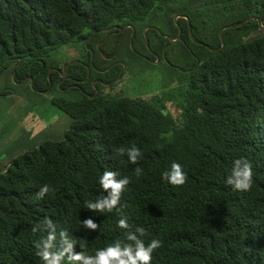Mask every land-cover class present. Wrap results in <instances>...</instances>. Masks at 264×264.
Returning a JSON list of instances; mask_svg holds the SVG:
<instances>
[{
	"label": "trees",
	"instance_id": "1",
	"mask_svg": "<svg viewBox=\"0 0 264 264\" xmlns=\"http://www.w3.org/2000/svg\"><path fill=\"white\" fill-rule=\"evenodd\" d=\"M177 14L183 16L175 20ZM248 17L254 20L223 30L220 47V30ZM115 25L130 26L121 41L119 32L110 34L101 52L124 61L122 77L98 84L97 94L93 69L79 83L89 94L64 89L70 80L58 85L73 57L55 61L51 53L76 46L75 57L89 63L87 38L96 33L87 42L93 46ZM101 52L95 50L93 62L104 67L111 61ZM14 66L16 81L46 90L71 122L62 138H44L0 160V264H42L34 241L46 233L33 234L32 227L46 216L57 225L58 246L63 228L92 254L123 239L121 213L86 207L107 195L99 184L106 169L129 177L121 206L132 230L146 228V244L163 241L152 264H264V0H0V75H6L0 97L11 93ZM53 66L59 71L49 72ZM160 66L164 82L142 86L145 73ZM66 73L84 79L87 68L75 62ZM130 80L138 95L117 92ZM154 90L162 92L160 105L145 97ZM134 144L142 153L136 164L117 153ZM241 157L252 162L249 191L226 184ZM173 162L187 173L183 185L162 179ZM45 183L55 191L38 198ZM88 217L97 231L82 226Z\"/></svg>",
	"mask_w": 264,
	"mask_h": 264
},
{
	"label": "clouds",
	"instance_id": "2",
	"mask_svg": "<svg viewBox=\"0 0 264 264\" xmlns=\"http://www.w3.org/2000/svg\"><path fill=\"white\" fill-rule=\"evenodd\" d=\"M117 153L120 155L127 154L133 164L138 163L142 156L141 150L135 144L127 149L119 148ZM142 171L139 167L135 169L137 176ZM187 178L183 166L177 162H173L170 170L162 174V179L174 186L183 185ZM252 182V162L243 157L235 159L226 184L232 186L233 190L236 191H249ZM129 183V177L121 178L118 171L106 169L99 177V184L107 195H102L95 201L86 202V207L90 211L121 213L117 227L127 230L123 239H116L105 247L97 248L92 254L84 250V243L70 237L68 229L63 228L59 231L58 246L57 225L50 217L46 216L43 221L34 224L32 227L33 234L46 233L34 241L35 254L40 258L42 264H65L66 260L68 264H152L153 253L163 246V241L153 238L146 244L142 237L148 234L147 229L143 226H137L134 231L132 230L121 206V196ZM54 191V188L45 183L40 187L37 197L42 199L46 194ZM81 224L90 232H95L100 227L92 217L83 219ZM77 244H79L81 251L75 250Z\"/></svg>",
	"mask_w": 264,
	"mask_h": 264
},
{
	"label": "rangeland",
	"instance_id": "3",
	"mask_svg": "<svg viewBox=\"0 0 264 264\" xmlns=\"http://www.w3.org/2000/svg\"><path fill=\"white\" fill-rule=\"evenodd\" d=\"M71 49L72 47H61L51 53V58L55 61L70 58L75 53V50ZM163 69V66L153 67V70L145 73L148 80L146 83L142 82V86L152 89L164 82L161 75ZM4 78H6L5 74L0 75V87ZM9 81L11 93L6 97H0V160L2 162L8 160L10 155L23 148H30L44 138H62L71 122L63 111L51 103L50 93L37 92L31 85L18 82L12 76ZM116 90L131 95H138L139 92L131 80L118 84ZM145 97L160 105L158 99L162 100V92L154 90ZM169 103L166 102L167 109H171Z\"/></svg>",
	"mask_w": 264,
	"mask_h": 264
},
{
	"label": "flooded vegetation",
	"instance_id": "4",
	"mask_svg": "<svg viewBox=\"0 0 264 264\" xmlns=\"http://www.w3.org/2000/svg\"><path fill=\"white\" fill-rule=\"evenodd\" d=\"M109 30V29H108ZM112 31H114V34L116 33H120V41L121 39L124 37L126 31L124 32L123 36H121L122 34V31H118L117 28L114 27L113 30H110V31H105L104 32H108V34L102 36L101 38H98L95 42V44H93V46H89L87 45V42L90 41V39L96 34H92L91 36H89L85 42V45H86V48L87 50L90 52V61L89 63H87L86 61H84V59H81V58H77L75 57V55H79L78 54V48L76 46L72 47L71 50H75L74 54L71 56L73 58H71L67 63H69L70 61H73L72 63H75V62H79V63H82L86 68H87V75L84 79H79L77 77H74L72 75H69L66 73V69H65V72H63V69H61V71H59V68L56 67V66H53L50 68L49 72L53 71L54 69H57L59 72H60V76H61V79L59 80L58 82V85L60 82L64 81V80H70L64 89H70V88H77V90L81 91L82 93H85V94H89L90 93V88L88 89H84L83 87H81L79 85V83L81 81H85L87 80L88 78H90V74H91V69H93L94 73H93V77L91 78V85L93 86L94 88V94H97L98 92H100V87L98 88V84L100 86H110L111 83H114L115 81H118L121 77H122V74L124 72V67L122 66L121 69H119L117 75L109 80H104V79H108L110 76H112L114 74V72L117 70H115L116 67H118V65L122 64L123 65V60L121 59H115V53H113L112 55H105L101 52V46L104 44L105 40H107V37L110 35V34H113L111 33ZM120 41L118 43V46H117V49L119 48V45H120ZM132 41V36L130 38V42ZM95 50L98 51V52H101L102 55L104 56L105 59L111 61L108 65H105L104 67H99L97 66L94 62H93V59H94V56H95ZM144 58H146L147 56L144 55V54H141ZM66 63V64H67ZM70 63V64H72ZM64 64V65H66ZM70 64H67L70 65ZM63 65V66H64ZM66 66V68H67ZM126 67V66H125ZM109 71V72H108ZM105 72H108V73H105ZM105 73V74H103ZM102 90H104V88H102ZM42 92H46L45 91H42Z\"/></svg>",
	"mask_w": 264,
	"mask_h": 264
},
{
	"label": "water",
	"instance_id": "5",
	"mask_svg": "<svg viewBox=\"0 0 264 264\" xmlns=\"http://www.w3.org/2000/svg\"><path fill=\"white\" fill-rule=\"evenodd\" d=\"M182 16H183V15L177 14V15L174 17V19L176 20L178 17H182ZM250 20H254V18H252V17H248V18H246V19H244V20H241V21L237 22V23L234 24V25H226V26H224V27L220 30V33H219V36H220V39H221V45H220V47H222V46L224 45V39H223V35H222V32H223L224 29H226V28H230V27H236V26L240 25L241 23H243L244 21H250ZM129 26H130V25H126V26H124V27H120L119 25H115V28H117L118 31H122L121 36H123L124 32L126 31V29H127ZM108 29H109V28H105L104 30H105V31H108ZM144 31H145V29H144ZM111 33H114V31H112ZM180 33H181V29L179 28L177 37L174 38V39L171 38V40H172V41H177V40L179 39ZM190 34H191V33H190ZM163 35H164V36H167L168 38H170V37H169L168 35H166V34H163ZM146 42H147V40H146ZM196 42L199 43V44H204V43H202V42H200V41H196ZM205 46H206L207 48L211 49V50H219V49H220V47H217V48H211V47H209L207 44H205ZM151 61L157 63V62H159V57H157L155 60H151ZM72 62H73V61H70V62L67 63V64H70V63H72ZM67 64L64 65V66L62 67L63 72H65V69H66ZM125 66H126V64L123 62V67L125 68ZM1 69H2V68H0V70H1ZM15 76H16V72H15V66H14V67H13V74H12V78H13L14 80H15ZM24 81H25V78H23L22 80H20V81H18V82H24ZM30 84L32 85V81H31Z\"/></svg>",
	"mask_w": 264,
	"mask_h": 264
}]
</instances>
